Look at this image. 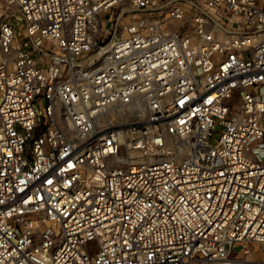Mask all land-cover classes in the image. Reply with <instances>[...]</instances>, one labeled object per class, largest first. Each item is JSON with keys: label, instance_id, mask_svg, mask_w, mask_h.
I'll list each match as a JSON object with an SVG mask.
<instances>
[{"label": "built area", "instance_id": "built-area-1", "mask_svg": "<svg viewBox=\"0 0 264 264\" xmlns=\"http://www.w3.org/2000/svg\"><path fill=\"white\" fill-rule=\"evenodd\" d=\"M250 242L264 0H0V264H230Z\"/></svg>", "mask_w": 264, "mask_h": 264}, {"label": "rangeland", "instance_id": "rangeland-1", "mask_svg": "<svg viewBox=\"0 0 264 264\" xmlns=\"http://www.w3.org/2000/svg\"><path fill=\"white\" fill-rule=\"evenodd\" d=\"M126 5L120 4L113 8H111L108 13H102L104 17V21L107 20L108 16H110L119 13L120 11L125 8ZM127 19L132 17L131 13H127L126 15ZM17 41L21 40V36L18 35L16 37ZM244 247L243 244H239L237 246V250L232 252V257L234 260L230 264H264V243H258V242H250L247 244V247H249V252L244 253L242 252V248ZM222 264V263H217Z\"/></svg>", "mask_w": 264, "mask_h": 264}]
</instances>
